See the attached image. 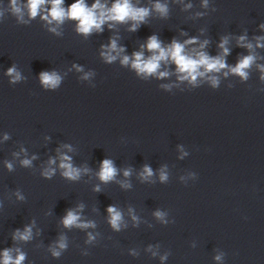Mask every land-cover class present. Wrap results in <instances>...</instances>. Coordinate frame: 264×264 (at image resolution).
I'll return each instance as SVG.
<instances>
[{
    "label": "clouds",
    "instance_id": "clouds-1",
    "mask_svg": "<svg viewBox=\"0 0 264 264\" xmlns=\"http://www.w3.org/2000/svg\"><path fill=\"white\" fill-rule=\"evenodd\" d=\"M48 0H28L27 7L29 9V13L31 17H35L38 14V11L41 9L43 5H45ZM64 0H51V9H50V17L49 20L48 16L43 17L45 20H48L49 23L52 20L57 21L58 23H62L63 20L68 17L73 20L78 21L77 30L83 34H89L93 31V29L97 31L102 30V26L107 21H116V22H126V21H133L132 24V31H135L138 25L145 21V18L149 16L150 10L148 8L143 7H135L131 4L130 0H115V3L109 8L104 4L100 3V0H95V3L89 7L85 0H76L75 3L70 5V7L66 10L62 5ZM207 4V0H205V6ZM13 11L16 13L21 12V8L17 6V0H12ZM187 7H191L188 5ZM154 8L157 12H159L162 16H166L168 13V8L165 4H161L157 2L154 5ZM111 27V25H109ZM261 28H264V25H261ZM55 31V29H52ZM264 38H258L257 46H264L259 43V40ZM245 41V37H239V43L242 46H246L247 48L251 49L252 44L248 43L246 45L243 44ZM196 42L195 38L185 41L184 43H179L175 40L172 41L171 45L167 48L162 47L161 41L155 36H150L148 38L146 48L148 51L152 53L150 57L147 59L144 57L143 52H136L133 53L134 59L132 60V67L137 71L138 74H145V75H152L156 74L161 61H168L169 59L172 60L177 65V71L183 73L180 79H188L190 78L191 81H195L197 76H203L206 72H220L222 69L228 67L224 57L229 54V49L226 47L228 43L227 39L224 38L221 40L219 47L223 50V55L211 57L204 53L203 51L196 53L195 57L189 55L185 52V45L186 44H193ZM207 44L205 41L203 44L200 45L203 48ZM123 49L117 48L116 41H111L110 45L107 46V50L102 52L101 55L105 57L108 62H111L116 59V56L112 55V52H122ZM130 58L128 56H124L122 59L123 64H128ZM255 57L253 55L244 56L235 67L229 69L232 73L239 74L242 78L247 79V72L245 71L248 69L254 62ZM203 69V71H201ZM261 71L264 72V67L261 68ZM9 76H12L13 82L20 79L18 73H16L15 68L8 69ZM227 74V73H226ZM161 77L166 76V72L159 73ZM41 81L45 87L55 88L60 80V77L56 75L55 72L48 73L42 72L40 74ZM264 79V76H262ZM218 83L215 77L212 78V84L215 86ZM7 138V137H6ZM70 158L67 156H62L60 167L64 169L63 175L69 179H77L80 174V170L74 168L70 162ZM23 165L28 166L30 165L31 161L25 159L22 161ZM50 163H54V161H50ZM7 167L11 169L12 165L8 164ZM52 171L54 170H47L45 171V176H51ZM125 176L129 175L127 171H125ZM116 175V168L114 167L111 160L105 159L102 161L101 170L99 173V177L102 181L108 182L112 180ZM145 176H151L152 170L145 166L144 173ZM166 176L162 173L161 180H165ZM99 191V189H96ZM107 211L110 215V223L114 229L119 230L120 222L122 220L121 213L117 211L114 206H109ZM156 216L162 219L163 214L160 212L156 213ZM135 219V217H134ZM80 217L77 213L72 210L67 212V215L63 219V223L66 227H71L76 225L77 227L87 228L91 225L90 223H79ZM21 239V240H29L31 238V228L26 227L23 232L19 230L16 231L14 235V239ZM91 239V236H90ZM59 247L61 249L65 248L66 245L61 240L59 243ZM3 260L2 264H22V261L25 259L23 253H20L15 259L10 255V250H5L3 252ZM53 255L59 256L60 253L57 251H53ZM217 260L220 259L219 256L216 257Z\"/></svg>",
    "mask_w": 264,
    "mask_h": 264
}]
</instances>
